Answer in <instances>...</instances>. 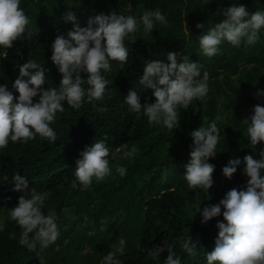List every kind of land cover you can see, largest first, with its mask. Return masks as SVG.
I'll return each mask as SVG.
<instances>
[{"label":"trees","instance_id":"1","mask_svg":"<svg viewBox=\"0 0 264 264\" xmlns=\"http://www.w3.org/2000/svg\"><path fill=\"white\" fill-rule=\"evenodd\" d=\"M232 3L243 4L249 12L264 10V0H21L29 20L26 31L32 36L17 39L11 48H0V84L7 83L10 89L19 74L17 67L27 59L48 69L44 88L58 86L61 74L50 59L51 44L56 35H66L73 27L63 20L68 10L81 27L87 26L89 17L112 11L135 16L139 26L125 39L129 57L124 67L113 60L110 71L102 70L109 81L102 100L85 98L79 109L65 102L64 111L50 125L55 141L37 135L27 143L10 141L0 148V220L4 222L0 264H101L102 256L121 237L125 239L124 252L118 254L122 264H164L167 250L155 258L149 256L164 243L172 245L181 264H207L205 253L214 248L216 222L223 216L201 223L197 212L217 203L231 188L245 185L247 177L240 168L230 180L223 176L222 167L229 159L252 153L259 158L264 149V142L251 145L244 124L254 105H264V98L255 96L257 89H264V28L256 43L242 42L237 47L224 41L212 57L203 55L199 47V36L221 22L220 13ZM157 9L166 23L156 22L153 30L145 32L140 16ZM169 51L179 53L178 61L183 57L197 61L201 76L208 73L209 86L205 97L194 99L187 109L178 108L179 127L173 130L150 124L143 114L130 112L124 102L129 88L137 89L141 104L154 101L153 90L139 86V76L146 60L165 59ZM81 76L87 78L86 73ZM18 95L14 91V102ZM217 116L218 153L209 158L215 165L214 183L209 193L190 189L183 176L193 143L189 134ZM94 139H105L116 153L110 158L112 174L99 182L93 179L87 188L73 187L75 161ZM133 146L138 152L124 158L123 151ZM118 165L127 169L125 175L116 172ZM16 173L28 178L29 190L47 194L45 213L57 214L59 236L45 248L39 242L32 250L20 245L21 230L9 219L10 208L24 195L13 190ZM190 239L197 245L196 255L181 247Z\"/></svg>","mask_w":264,"mask_h":264},{"label":"clouds","instance_id":"2","mask_svg":"<svg viewBox=\"0 0 264 264\" xmlns=\"http://www.w3.org/2000/svg\"><path fill=\"white\" fill-rule=\"evenodd\" d=\"M20 2L0 0V48H11L17 39L32 36L30 30L26 31L29 20ZM220 14L224 19L204 30L198 38L203 55H216L224 41L237 47L242 42L247 45L257 42L264 28V10L249 12L243 4L232 3ZM63 20L72 22L73 27L66 35H56L51 44L50 59L61 74L58 86L43 87L48 69L34 59L19 64V74L11 83V89L7 83L0 84V148L6 147L10 141L27 143L37 135L55 141L56 132L50 125L56 114L64 111L65 102L79 109L85 98L88 101L102 100L109 83L102 70L110 71L113 60L118 61L121 68L128 61L129 49L125 39L138 30L135 16L115 11L107 15L100 13L89 17L87 26L81 27L75 14L68 10ZM139 21L148 32L153 30L156 22L166 23V17L159 9L146 10ZM196 27L204 29L205 25L197 24ZM178 56L179 53L169 51L166 62L165 59H152L143 64L138 84L143 89L153 90V102L141 104L136 88H129L124 97L130 112L143 114L150 124H161L169 130L179 127L178 108L187 109L194 99H202L209 91L208 73L201 76L197 61H190L188 57L178 61ZM81 73H86L87 78H82ZM14 91L19 94L15 102ZM255 96L264 98V89H257ZM219 119L217 116L207 126H199L189 134L193 143L189 146V160L184 165L183 176L190 189L198 188L209 193L214 183L215 165L209 162V158L218 153ZM244 124L251 145L264 142V105H254L252 113L244 118ZM120 151L119 148L116 150ZM137 152L133 146L123 151V157L131 158ZM114 157L116 153L105 139H94L75 161L72 186L87 188L93 179L99 182L110 176V158ZM238 168L247 177L245 185L239 189L231 188L217 203H208L197 212L201 223L223 216L222 221L216 222L218 234L214 248L205 253L207 264H264V149L259 151V158L252 153L229 159L222 167V174L230 180ZM115 170L121 176L127 171L123 165L116 166ZM12 180L13 190L24 193L8 214L21 230L20 245L32 250L39 242L42 248L47 247L59 236L57 214L44 211L47 194L35 188L29 190L28 178L19 173L13 175ZM3 228L4 222L0 220V231ZM124 246L125 239L121 237L118 244L102 256L101 264H122L118 254H123ZM181 247L196 255L197 245L191 239L185 240ZM165 250L168 254L164 264H181V257L167 243L150 251L149 256L155 258Z\"/></svg>","mask_w":264,"mask_h":264}]
</instances>
